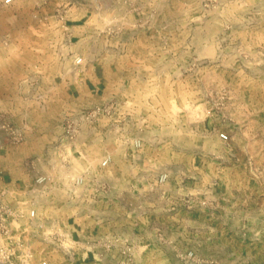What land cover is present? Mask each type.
<instances>
[{
	"label": "rangeland",
	"instance_id": "374dc122",
	"mask_svg": "<svg viewBox=\"0 0 264 264\" xmlns=\"http://www.w3.org/2000/svg\"><path fill=\"white\" fill-rule=\"evenodd\" d=\"M84 48L116 50L123 65L134 66L135 81L125 94L130 100L105 103L97 142L91 136L87 151L75 146L91 135L83 125L62 152L59 139L73 114L62 108L58 119L65 98L55 76L82 63L74 54ZM19 97L34 98L22 119ZM25 118L40 134L27 138L41 175L53 180L31 189L43 203L33 208L45 214L47 201L58 204L55 225L44 231L69 233L63 222L86 202L73 179L89 164H97V194L89 202L107 219L147 205L153 179L167 173L162 190L180 191L193 211L181 217L201 225L182 239L179 251L196 254L184 264H264V0H0V129L22 142ZM119 132L121 145L141 140L136 166H126L117 150ZM107 156L117 164L101 167ZM193 165L203 177L197 183L189 182ZM132 175L144 183H128ZM157 195L153 189L151 197ZM29 241L33 264L75 263L42 237ZM114 255L118 264L122 257Z\"/></svg>",
	"mask_w": 264,
	"mask_h": 264
},
{
	"label": "crops",
	"instance_id": "0c3cea01",
	"mask_svg": "<svg viewBox=\"0 0 264 264\" xmlns=\"http://www.w3.org/2000/svg\"><path fill=\"white\" fill-rule=\"evenodd\" d=\"M87 36V33L78 35L77 41H85L88 39ZM84 49L85 52L74 54V56H82V63L78 65L70 63L69 66L63 67L59 74L55 76L54 86L61 89L66 102V105L62 100L61 103H58L60 110L64 108V110H70L73 114L105 104L110 99H115L117 105L125 101V98L129 99V96L125 94H129L128 89L132 87L135 81L134 66L123 65L122 56L112 48H101L96 51L91 48ZM18 100L21 104L20 112H18L21 114L22 119L23 115H27L28 111L32 110V107L28 106L33 104L34 98L19 97ZM53 100V97H49V102L47 101V103L53 104ZM59 112L60 117L58 119L62 121V110ZM59 112H57V115L51 112V116L57 117ZM24 121L25 127L22 129L24 139L22 142H13L9 135L0 129V190L6 193V200L12 205H16V202L24 201L27 204L31 202V204L39 207L43 203L39 201L35 190L32 191L31 189L36 186L35 179L45 172L43 170L40 171L36 161L37 155L33 154L32 142L27 138V136L39 133L33 131L31 127H27L26 118ZM24 121H22V125H24ZM87 128L89 134H91L90 137L85 138L83 136L75 140V146L84 151H87L91 140L95 139L97 142V132L101 135V130L97 129V122L92 126L85 125V128L83 127L82 131L85 135L87 133L84 131ZM43 135H48V132ZM121 135L120 132L115 135L117 150H120L119 152H121V157L126 166H136L138 163L136 156H139L140 149H134L128 144L121 145ZM91 136L94 139H91ZM59 141L61 145H58V149L64 152L66 143L62 138ZM111 161L117 164L115 156L112 157ZM145 161L147 162L146 159ZM141 162L142 160H140ZM196 162L194 159L193 164ZM96 167L97 164L93 166L89 164L80 172V175L85 176L86 184L81 189L79 196L86 202L85 205L78 207V210L69 215V218L63 223H65L64 227L69 230L72 239L96 240L97 254L88 252L87 256L82 257L80 254L75 258V263L73 264H117L119 259L118 256L114 255L116 252L105 251L103 247V241L112 235H116L132 245L133 251L130 264H184L177 256L178 251L183 249L182 239L189 232H197V228L201 227V225L199 226L197 222L189 223V221L195 220H187L186 218L188 217L185 219L181 217L182 212L187 213V216L188 213L193 212H188L184 208L182 203L183 194L180 191L175 193L162 190L164 183H157L159 174L153 179L155 187L151 186L147 189L149 190V193H146L148 197L144 198V200L147 199V205L141 202L140 206L133 210L130 209L126 213L127 215L120 217V220L115 214H111V218L107 219L104 218L105 213H103L102 209H97L95 204L89 202L91 197L94 198L97 194ZM194 168L196 169L188 177L190 178L189 182L197 183L203 177L198 174L197 166H194ZM144 180L143 176L132 175L129 177L128 183L141 185ZM49 182H53L51 177H49L47 183ZM90 184L94 185L93 191L90 189ZM178 184L180 185V183ZM153 189L158 190L157 198L151 197ZM134 191L136 192L137 190ZM194 196L195 199L196 197L199 198L197 193ZM171 204H173V207ZM46 206L49 208L48 211L45 214L38 213L37 217L44 221L45 226L55 225L57 221L55 216L57 215L53 212L57 210L58 204L53 200L47 201ZM196 211H199L198 213L200 214L206 213L204 210ZM209 211L211 212L210 209ZM204 228L206 227L202 226V229ZM24 229V225L21 226V230L24 231ZM25 230L33 232L32 229ZM32 232H30L29 236L31 242L34 243L40 240L39 231Z\"/></svg>",
	"mask_w": 264,
	"mask_h": 264
},
{
	"label": "built area",
	"instance_id": "2783aa9c",
	"mask_svg": "<svg viewBox=\"0 0 264 264\" xmlns=\"http://www.w3.org/2000/svg\"><path fill=\"white\" fill-rule=\"evenodd\" d=\"M12 0H3L4 3H10ZM79 58L76 60L78 63ZM106 104L97 105L90 109L78 111L73 113L71 117L67 118L64 129V141L74 142L77 133L81 126L97 122V116L105 109ZM221 141L228 140V135L225 132L218 134ZM134 149H140L142 142L140 139H133L127 143ZM111 157H105L101 163V167L107 166L111 162ZM167 173H161L157 178L158 184H163L167 180ZM49 177L40 175L35 179L36 186L47 183ZM73 184L82 186L86 184L84 175H79L73 179ZM28 205V206H27ZM24 225L25 229H32V231L21 230ZM51 228V227H50ZM46 229L43 220L37 217V213L33 208V204L24 201L16 202L12 205L6 200V193L0 190V264H33V250L29 241L30 232L34 231L44 232L43 240L52 243L54 246L61 249V251L74 260L77 256H87L88 252L97 254V241L72 239L69 233L59 231L58 228L52 227L50 231ZM105 251H116L122 259L118 264H130L132 258L133 247L130 243L120 239L116 235H112L103 241ZM177 256L184 261H195L196 254L193 250L178 251ZM199 262V261H198ZM197 262V263H198ZM39 264H50L49 260L42 259Z\"/></svg>",
	"mask_w": 264,
	"mask_h": 264
}]
</instances>
